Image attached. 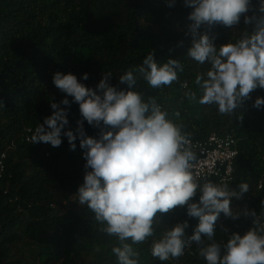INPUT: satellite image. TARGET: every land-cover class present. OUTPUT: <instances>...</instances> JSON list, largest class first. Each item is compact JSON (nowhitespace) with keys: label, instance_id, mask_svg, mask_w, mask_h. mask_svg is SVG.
<instances>
[{"label":"trees","instance_id":"trees-1","mask_svg":"<svg viewBox=\"0 0 264 264\" xmlns=\"http://www.w3.org/2000/svg\"><path fill=\"white\" fill-rule=\"evenodd\" d=\"M259 2L251 0V5L258 9ZM192 11L184 0H0V154L7 156L1 185L8 190L0 195V264H116L111 249L118 241L100 231L94 214L76 196L86 172L85 150L79 137L75 150H70L63 132L75 133L82 119L78 103L67 97L69 123L59 147L27 142L26 131L43 124L53 112L50 104L65 98L53 84L56 72L72 73L95 89L110 71V83L127 91L119 76L142 64L149 52L159 64L179 60L183 71L170 86L152 88L139 78L133 90L146 101L154 98L189 139L206 140L212 134L237 139L234 179L227 185L239 191V184L246 182L249 190L231 200L233 212L241 213L239 219L220 214L216 241L223 245L233 233L243 235L253 227L254 217L243 216L245 208L264 218V108L253 107L258 97H264V89L252 91L243 107L228 115H221L214 104L187 97L188 92L200 96L195 78L210 67L187 55L193 40L189 30L193 21L188 18ZM255 14L260 15L258 10ZM253 27L242 16L235 26L202 25L198 32L207 31L218 50ZM85 73L87 80L82 79ZM83 128L86 136L97 139L101 129L113 131L103 122L93 127L86 120ZM199 195L193 202H199ZM157 219L154 236L133 245L140 253L139 264H205L195 242L178 260L153 258L152 241L164 231L187 221L185 235L190 237L199 223L187 215L186 206L158 213Z\"/></svg>","mask_w":264,"mask_h":264},{"label":"clouds","instance_id":"clouds-1","mask_svg":"<svg viewBox=\"0 0 264 264\" xmlns=\"http://www.w3.org/2000/svg\"><path fill=\"white\" fill-rule=\"evenodd\" d=\"M184 3L194 8L188 17L193 21L189 29L193 40L187 55L200 65H210L206 74H197L194 81L200 96L195 92L186 95L199 104L216 105L221 115L232 114L241 102L251 98L252 91L264 89V0H260L258 9L251 5V0ZM257 10L259 16L255 14ZM250 11L251 16L247 15ZM242 16L246 25H254L252 31L244 32L240 39L218 50L207 31L198 32L202 25L209 29L217 24L235 26ZM182 71L179 60L159 64L149 52L142 64L119 76V84H126L127 91L110 83V71L103 74L95 89L81 83L72 73L58 71L53 75V84L66 96L59 103L50 104L53 112L35 128L31 143L59 147L62 130L69 123L67 97L78 103L82 119L77 121L75 133L63 132L70 150H75L78 137L85 150L86 172L76 196L78 203L94 214L100 231L118 241L111 249L116 264H139L140 253L133 245L154 236L158 213H167L177 206H186L187 215L198 218L199 223L190 237L185 235L187 221L164 231L152 241L153 258L178 260L195 242L205 264H264V223L255 211L243 210L245 218L254 217L253 227L245 234L233 233L223 245L215 239L221 213L233 220L240 218L241 213L233 212L230 203L232 198H242L249 185L241 182L236 191L227 184L206 179L201 183L198 174L191 170L196 156L188 135L168 119L167 112L154 98L146 101L133 90L139 78L152 88L170 86ZM88 78L87 73L82 77ZM253 107L264 108V97H258ZM85 120L93 127H100L103 122L116 131L101 129L98 139L88 137L83 128ZM197 192L199 202H193Z\"/></svg>","mask_w":264,"mask_h":264},{"label":"built area","instance_id":"built-area-1","mask_svg":"<svg viewBox=\"0 0 264 264\" xmlns=\"http://www.w3.org/2000/svg\"><path fill=\"white\" fill-rule=\"evenodd\" d=\"M241 102L236 109L243 107ZM35 128H28L26 131V141L31 142V136ZM113 131H116L113 129ZM238 142L232 135L220 136L212 134L206 140H192L190 139V148L195 153L196 159L192 162V172L203 179H216L220 183L229 184L234 179V166L238 156ZM6 152L0 154V195L8 194L7 188H3L1 181L7 170ZM261 187V183L259 185ZM16 201V199L14 200ZM13 202V199H9ZM52 207H55L52 205ZM264 223V218L261 219ZM191 247V246H190ZM185 249L186 251L190 250Z\"/></svg>","mask_w":264,"mask_h":264}]
</instances>
